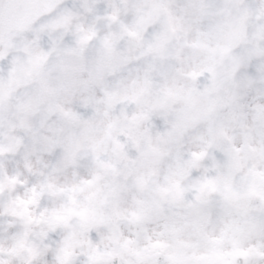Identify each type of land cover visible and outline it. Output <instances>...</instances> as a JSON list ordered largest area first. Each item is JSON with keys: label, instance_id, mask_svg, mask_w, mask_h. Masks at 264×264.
Returning a JSON list of instances; mask_svg holds the SVG:
<instances>
[{"label": "snow or ice", "instance_id": "1", "mask_svg": "<svg viewBox=\"0 0 264 264\" xmlns=\"http://www.w3.org/2000/svg\"><path fill=\"white\" fill-rule=\"evenodd\" d=\"M0 264H264V0H0Z\"/></svg>", "mask_w": 264, "mask_h": 264}]
</instances>
